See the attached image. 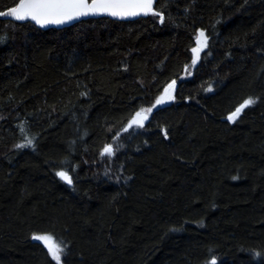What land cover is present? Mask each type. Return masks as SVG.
I'll return each instance as SVG.
<instances>
[{"label":"trees","instance_id":"16d2710c","mask_svg":"<svg viewBox=\"0 0 264 264\" xmlns=\"http://www.w3.org/2000/svg\"><path fill=\"white\" fill-rule=\"evenodd\" d=\"M153 11L0 20V264H264V0Z\"/></svg>","mask_w":264,"mask_h":264},{"label":"snow or ice","instance_id":"6c2138e0","mask_svg":"<svg viewBox=\"0 0 264 264\" xmlns=\"http://www.w3.org/2000/svg\"><path fill=\"white\" fill-rule=\"evenodd\" d=\"M149 13L156 14L153 11V0H20L18 5L13 6L7 12H0V15L10 16L17 21L30 19L41 27H44L47 25L65 24L89 15L106 14L112 17L126 18L141 14L148 15ZM205 42L204 33L201 32L198 37L200 47L193 49V51L198 54ZM161 102H163V97L157 101V103ZM254 102L252 98H249L228 119L234 120L243 108ZM146 111L150 112L151 109H147ZM146 118L142 113H137V119L133 123L143 127V119ZM28 143L31 144V141L29 140ZM23 146L18 145V147ZM104 152L111 155V146H106ZM58 175L71 183L69 177L64 172H60ZM33 239L44 243L52 258L56 261V264H61V255L65 253L62 241L54 240L50 234L34 235ZM259 255L257 253V256ZM212 264H215V260L212 261Z\"/></svg>","mask_w":264,"mask_h":264},{"label":"water","instance_id":"95a60500","mask_svg":"<svg viewBox=\"0 0 264 264\" xmlns=\"http://www.w3.org/2000/svg\"><path fill=\"white\" fill-rule=\"evenodd\" d=\"M20 2V1H19ZM19 2L16 4L18 5ZM155 2L156 0H153V9H154V5H155ZM15 5V6H16ZM11 8L3 11V12H7L8 10H10ZM151 13H149L148 15H150ZM148 15H139V16H135V17H126V18H117V17H112V16H109V15H106V14H101V15H89V16H86V17H81L77 20H73V21H70L68 23H65V24H61V25H47V26H44V27H41L39 24H36L34 21L28 19V20H24V21H17L15 20L14 18L10 17V16H7V15H0V20L4 21V20H9V21H13V22H16V23H23L25 21H28L30 24H32L34 27H36L37 29L41 30V31H46V30H49V29H54V30H62V29H65V28H68L74 24H77L81 21H87V20H97V19H103V18H106V19H109L111 21H117V22H132V21H135V20H138V19H141V18H145L147 17ZM144 116H146L147 118L146 119H143V122L147 121L148 120V115H146L145 113H142ZM66 176H68V174L65 173ZM60 177V175H59ZM69 177V176H68ZM61 180H63L66 184H71L69 183L68 181L62 179L60 177ZM70 179V177H69ZM71 181V179H70Z\"/></svg>","mask_w":264,"mask_h":264},{"label":"rangeland","instance_id":"374dc122","mask_svg":"<svg viewBox=\"0 0 264 264\" xmlns=\"http://www.w3.org/2000/svg\"><path fill=\"white\" fill-rule=\"evenodd\" d=\"M204 46H205V43H204ZM204 46H203L201 49H203ZM198 47H200V44L197 43V45L195 46L194 49H196V48H198ZM199 52H200V51H199ZM199 52H198V54H199ZM192 53H193L194 58L196 59V57L198 56V54H197L196 52H194V51H192ZM193 62H194V61H193ZM193 64H195V63H193ZM174 90H175V87H174V85H172V84L168 85V86L165 88V90H164V92H163V94H162V96H161V97H163V102H161L160 105H162V104H166V103H173V102H174V100H175ZM161 97H160V98H161ZM38 241H39V240H38ZM40 242H41V241H40ZM43 244H44V243H43Z\"/></svg>","mask_w":264,"mask_h":264},{"label":"bare ground","instance_id":"6f19581e","mask_svg":"<svg viewBox=\"0 0 264 264\" xmlns=\"http://www.w3.org/2000/svg\"><path fill=\"white\" fill-rule=\"evenodd\" d=\"M12 8V7H11ZM60 179V178H59Z\"/></svg>","mask_w":264,"mask_h":264}]
</instances>
